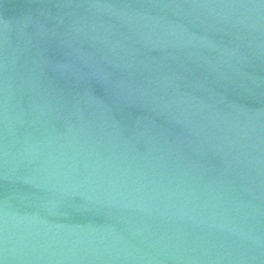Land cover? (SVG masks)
I'll use <instances>...</instances> for the list:
<instances>
[{
    "label": "water",
    "instance_id": "1",
    "mask_svg": "<svg viewBox=\"0 0 264 264\" xmlns=\"http://www.w3.org/2000/svg\"><path fill=\"white\" fill-rule=\"evenodd\" d=\"M0 264H264V0H0Z\"/></svg>",
    "mask_w": 264,
    "mask_h": 264
}]
</instances>
